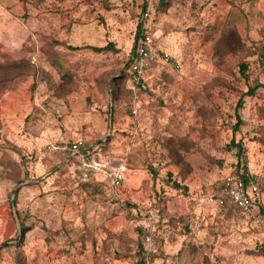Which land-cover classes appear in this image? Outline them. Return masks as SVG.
<instances>
[{
  "label": "rangeland",
  "instance_id": "374dc122",
  "mask_svg": "<svg viewBox=\"0 0 264 264\" xmlns=\"http://www.w3.org/2000/svg\"><path fill=\"white\" fill-rule=\"evenodd\" d=\"M144 12L154 52L134 100ZM261 47L264 0H0V264H143L149 223V264H264V211L204 200L240 160L264 204ZM105 138L101 161L127 168L116 192H86L77 163L47 149Z\"/></svg>",
  "mask_w": 264,
  "mask_h": 264
},
{
  "label": "built area",
  "instance_id": "2783aa9c",
  "mask_svg": "<svg viewBox=\"0 0 264 264\" xmlns=\"http://www.w3.org/2000/svg\"><path fill=\"white\" fill-rule=\"evenodd\" d=\"M148 13L144 12L142 16L141 28L146 29L144 19H147ZM153 40L150 34L142 33L138 39L135 55L132 57L129 68V90L136 100L140 91L144 88L143 72L147 68L148 61L154 52ZM164 62L171 63V59L167 56L163 58ZM133 113H136L133 110ZM105 142V139L102 140ZM50 152L59 151L63 155H68L67 160L75 161L77 169L80 172V179L83 182L96 180L98 175L104 176L107 181L109 190L116 192L124 183L127 168L124 163L116 166H109L108 163L101 161L100 147L88 148L81 140H76L65 145H48ZM206 203L216 206H226L234 209L243 216L254 221L260 222L261 210L264 208L262 202V192L258 178L248 169H241L237 173L226 175L220 186L206 195H204ZM151 224L149 223L144 235L145 260L149 264V257L154 254V239L150 233Z\"/></svg>",
  "mask_w": 264,
  "mask_h": 264
},
{
  "label": "trees",
  "instance_id": "16d2710c",
  "mask_svg": "<svg viewBox=\"0 0 264 264\" xmlns=\"http://www.w3.org/2000/svg\"><path fill=\"white\" fill-rule=\"evenodd\" d=\"M161 2V1H159ZM147 28L146 29H142L141 28V24H138L137 27H136V32H135V35H134V40H133V44H132V47H131V50H130V54H129V59H128V65L131 63L132 61V57L135 55V51H136V46H137V42H138V39L140 38L141 34L142 33H147ZM234 32H232L230 30V36L227 37L228 38V43L227 45L225 46L226 50L228 51H234V50H237L238 48V44L234 43L235 42V39H234ZM108 46L106 47H102V48H97V47H90L91 50H94V51H97V52H100V51H104V50H107ZM258 56L260 58V61L262 62V64H264V47H261L258 51ZM247 67L245 64H241L240 65V70H241V73L243 75H245V71H246ZM256 88L258 87H251L250 89H248V91L245 93L246 95H253L255 93V90ZM129 90V89H128ZM129 93H130V90H129ZM111 95L114 96L113 94V90H111ZM239 106V103L237 105V108ZM236 108V109H237ZM236 127H235V131L239 130V126L241 125V120L238 116H236ZM108 140V138H105V142ZM105 142H102L100 141V144H99V147L100 145H104ZM231 144L234 145V148L237 149V152H236V157L238 159H241V156H242V149L240 147V145L238 144H234V141L232 140L231 141ZM170 149V148H169ZM65 156L68 158V155L65 154ZM241 169H243V166H242V163H240V160L236 163L235 167H234V170L230 171L229 173L225 174L224 177L228 174H234V173H237L238 171H240ZM167 177H168V180L170 181V178L172 177V174L170 172L167 173ZM223 177V178H224ZM223 180V179H222ZM221 180V182H222ZM221 182L215 186L211 191H214L216 190ZM80 185L82 186V188L86 191V192H89V191H98L100 190V188H108L109 189V186H108V183L107 181H102L100 179H96V180H93V181H90V182H80ZM171 185L174 189L176 190H181V191H186V186L182 185V183L180 181H175V180H171ZM262 192V191H261ZM13 194L14 196L17 194V190L13 191ZM15 200V199H14ZM15 204V202L13 201V205ZM219 207H226V206H219ZM230 208V207H229ZM232 209V208H230ZM264 211V208L261 210V213ZM138 230V237L142 238L143 235H144V232L142 230L141 227H138L137 228ZM24 236H25V228H24V225L20 222V231H19V235L18 237H16L14 240L17 241V246H20L22 243H23V240H24ZM12 244H10L8 241L6 242H3L1 245H0V252L3 250V249H6V248H9L11 247ZM144 243H139V247H140V252H145V247H144ZM143 252V254H144ZM259 254L264 257V246L262 248L259 249ZM154 255V254H153ZM143 260V264H146V260H145V257L142 259Z\"/></svg>",
  "mask_w": 264,
  "mask_h": 264
}]
</instances>
